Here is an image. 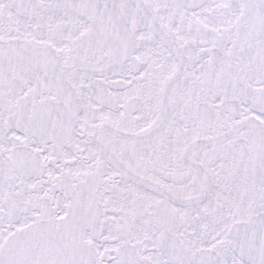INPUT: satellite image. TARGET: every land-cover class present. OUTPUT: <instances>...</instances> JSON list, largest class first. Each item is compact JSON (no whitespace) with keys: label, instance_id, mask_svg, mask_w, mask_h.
I'll use <instances>...</instances> for the list:
<instances>
[{"label":"snow or ice","instance_id":"obj_1","mask_svg":"<svg viewBox=\"0 0 264 264\" xmlns=\"http://www.w3.org/2000/svg\"><path fill=\"white\" fill-rule=\"evenodd\" d=\"M0 264H264V0H0Z\"/></svg>","mask_w":264,"mask_h":264}]
</instances>
